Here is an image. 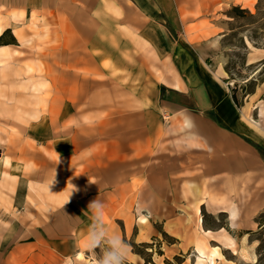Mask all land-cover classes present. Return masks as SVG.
Masks as SVG:
<instances>
[{
  "label": "crops",
  "instance_id": "obj_1",
  "mask_svg": "<svg viewBox=\"0 0 264 264\" xmlns=\"http://www.w3.org/2000/svg\"><path fill=\"white\" fill-rule=\"evenodd\" d=\"M35 1L0 0L9 31L0 44V218L14 220L0 232V264H64L91 251L93 200L109 234L127 245L126 264H136L132 244L154 234L161 202L196 186L195 129L207 136L213 125L240 124L221 69L194 44L212 36L211 0L194 4L195 19L182 0H75L78 17L58 11L33 22L32 9H50ZM172 66L186 90L163 83ZM69 206L74 222L50 235ZM143 216L150 224L141 238ZM194 255L205 264L195 247Z\"/></svg>",
  "mask_w": 264,
  "mask_h": 264
},
{
  "label": "rangeland",
  "instance_id": "obj_2",
  "mask_svg": "<svg viewBox=\"0 0 264 264\" xmlns=\"http://www.w3.org/2000/svg\"><path fill=\"white\" fill-rule=\"evenodd\" d=\"M182 1L190 4L188 11L194 12H188V16L197 18L200 8L194 4L200 0ZM19 2L26 4V0ZM39 3L40 0L35 1V5ZM46 4L50 9L31 10L33 22L50 13L56 16L58 11L78 17L75 0H47ZM25 13L21 11L20 16ZM87 14L83 10L82 15ZM207 15L212 36L210 40L194 44L209 51L208 65L221 69L234 103V117L240 124L231 132L213 125L212 129H207L208 137L201 134L202 129H195L194 162H190L194 164L196 186L188 188L183 196L170 195V199L161 202L165 216L154 218L158 220L153 222L154 234L146 241L132 244L141 258L136 264H157L155 259L160 264H182L184 261L195 264L198 258L194 255V246L198 240L209 247H219L222 256L216 264H264V120L259 116L260 106L264 105V0H211ZM216 36H220L219 39ZM180 43L188 47L187 42ZM205 115L222 127L212 112ZM185 142L180 135L179 150ZM211 196L219 201L209 204ZM225 205L238 208L235 228L230 226L227 213L221 211ZM63 212L65 215L60 221L64 223L50 226V235L60 233L66 224L74 222V208L69 206ZM200 216L204 219L203 229H211V235L203 232ZM0 219V232L5 236L14 226V220L12 217ZM148 219L146 222H142V217L136 219L141 238L148 234ZM222 227L235 238L234 246L228 247L221 241L224 239ZM132 240L133 237L131 243ZM81 253L68 256L64 264H99V248Z\"/></svg>",
  "mask_w": 264,
  "mask_h": 264
},
{
  "label": "bare ground",
  "instance_id": "obj_3",
  "mask_svg": "<svg viewBox=\"0 0 264 264\" xmlns=\"http://www.w3.org/2000/svg\"><path fill=\"white\" fill-rule=\"evenodd\" d=\"M3 25H2V21L0 19V35L3 33ZM220 36H216V39H219ZM163 83L169 87L175 88L177 90H186V86H185V81L184 78L182 77V75L180 74V72L175 69L174 66L170 67L167 71V73L164 74L163 78ZM181 116H183V119H179L176 118L180 121V124L182 127H191L192 123H193V118L189 115V114H185V113H181ZM259 116L261 119L264 120V105L260 106V110H259ZM210 129H212V127H209ZM193 142L191 143H196L197 142V134L193 133L191 135ZM211 200H209V204L212 205V202H214L213 204H215V202L219 201L216 200L215 198H213L212 196L210 197ZM221 211L226 212L228 215V219H229V223L231 227H237L238 226V218H239V211L238 208L236 206H232V205H225ZM147 221V217L143 216L142 217V222H146ZM199 222L200 225L203 229V222L204 219L202 216H200L199 218ZM169 229L171 231L173 230V226L169 225ZM220 231H224V239H221V241L228 245V247H232L234 246L235 243V238L229 233V231L222 227L220 229ZM203 232L205 234L211 235L213 233V231L211 229H203ZM195 251L198 253V255L201 258H204L208 264H216L218 259L222 256L221 252L219 251V247L218 246H212L209 247L207 245L206 242L202 241V240H198L195 244ZM82 253L80 252L79 255H81Z\"/></svg>",
  "mask_w": 264,
  "mask_h": 264
},
{
  "label": "clouds",
  "instance_id": "obj_4",
  "mask_svg": "<svg viewBox=\"0 0 264 264\" xmlns=\"http://www.w3.org/2000/svg\"><path fill=\"white\" fill-rule=\"evenodd\" d=\"M73 191L74 187L70 189V195ZM88 207L92 212V224L85 240L87 248L100 249L99 264H126L128 247L118 235L109 234L108 228L103 223L102 202L93 200Z\"/></svg>",
  "mask_w": 264,
  "mask_h": 264
},
{
  "label": "trees",
  "instance_id": "obj_5",
  "mask_svg": "<svg viewBox=\"0 0 264 264\" xmlns=\"http://www.w3.org/2000/svg\"><path fill=\"white\" fill-rule=\"evenodd\" d=\"M7 33H9L8 30L5 31V32L0 36V44H1V41L3 40V37H4ZM234 101H235V99H234ZM235 102H236V101H235ZM262 154L264 155V153H262Z\"/></svg>",
  "mask_w": 264,
  "mask_h": 264
}]
</instances>
